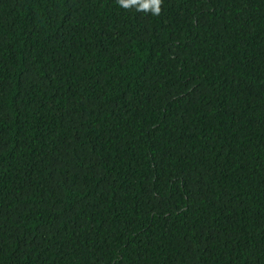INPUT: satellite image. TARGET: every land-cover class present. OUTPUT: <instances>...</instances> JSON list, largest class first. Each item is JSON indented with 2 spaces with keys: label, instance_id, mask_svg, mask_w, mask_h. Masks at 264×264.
Returning a JSON list of instances; mask_svg holds the SVG:
<instances>
[{
  "label": "trees",
  "instance_id": "1",
  "mask_svg": "<svg viewBox=\"0 0 264 264\" xmlns=\"http://www.w3.org/2000/svg\"><path fill=\"white\" fill-rule=\"evenodd\" d=\"M0 0V264H264V0Z\"/></svg>",
  "mask_w": 264,
  "mask_h": 264
},
{
  "label": "clouds",
  "instance_id": "2",
  "mask_svg": "<svg viewBox=\"0 0 264 264\" xmlns=\"http://www.w3.org/2000/svg\"><path fill=\"white\" fill-rule=\"evenodd\" d=\"M122 8L134 7L137 11L150 12L152 15H159L162 0H117Z\"/></svg>",
  "mask_w": 264,
  "mask_h": 264
}]
</instances>
